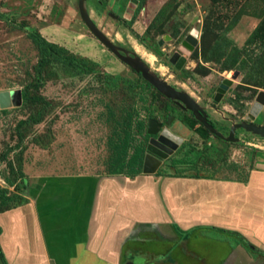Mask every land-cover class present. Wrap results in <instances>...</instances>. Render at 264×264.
Returning <instances> with one entry per match:
<instances>
[{
  "label": "rangeland",
  "instance_id": "374dc122",
  "mask_svg": "<svg viewBox=\"0 0 264 264\" xmlns=\"http://www.w3.org/2000/svg\"><path fill=\"white\" fill-rule=\"evenodd\" d=\"M86 6L115 44L139 55L154 73L201 105H212L216 88L239 70L232 90L208 109L224 135L231 120H245L264 91V0H86ZM193 29L199 31V43L190 51L181 42ZM36 30L70 54L93 61L91 72L75 75L61 63H43L28 37ZM177 50L187 57L182 69L170 61ZM142 77L90 31L79 0H0V91L27 90L30 97L0 110V213L26 206L40 211L75 176H109L111 139L123 133L134 105L140 111L139 117L133 115L132 128L138 140L144 139L139 119L148 122L153 115L163 121L168 113L176 119L171 131L183 139L163 161L161 175L154 174L158 178L246 179L264 163V137L245 130H238V142L202 135L199 120ZM34 116L41 117L40 123L19 124ZM259 120L264 122V111ZM173 231L167 225L136 224L122 259L98 264H125L135 256L138 264H206L202 258L224 249L221 235L201 238L194 247L186 240L182 245L167 241L175 239ZM1 246L0 241V264H8ZM11 257L13 264H24L21 256Z\"/></svg>",
  "mask_w": 264,
  "mask_h": 264
},
{
  "label": "crops",
  "instance_id": "0c3cea01",
  "mask_svg": "<svg viewBox=\"0 0 264 264\" xmlns=\"http://www.w3.org/2000/svg\"><path fill=\"white\" fill-rule=\"evenodd\" d=\"M62 190L40 211L26 206L0 213L8 264L11 256L24 264L120 261L130 231L148 223L171 226L175 239L163 241L179 245L186 240L196 247L201 238L221 235L224 249L202 258L206 264H264V163L246 179L80 175Z\"/></svg>",
  "mask_w": 264,
  "mask_h": 264
},
{
  "label": "water",
  "instance_id": "95a60500",
  "mask_svg": "<svg viewBox=\"0 0 264 264\" xmlns=\"http://www.w3.org/2000/svg\"><path fill=\"white\" fill-rule=\"evenodd\" d=\"M137 2V0H135ZM80 15L90 29V31L115 55H117L123 62L127 63L137 73H140L144 79L150 82L159 92L165 95L167 98L181 104L185 109L191 110L196 118L207 128L210 132L226 141L237 142L239 138L235 136V132L238 128H244L246 131L253 134L264 137V126L257 123H250L247 121L233 124L229 136L224 135L219 131L208 118L206 111L200 106L197 100L187 91L178 90L166 80L162 79L159 75L154 73L150 66L136 53L129 54V52L115 44L92 20L89 11L87 10L86 0H79ZM199 31L193 29L188 36V40L192 39L193 45H197ZM167 39H170L168 35ZM193 48V46H191ZM179 53H176L171 62L176 65L178 69H182L186 61L185 56H181L179 62H176V57H179ZM240 71L236 70L232 79L226 78L222 82L214 95L216 102H220L224 97L227 90L233 84V80L237 79L240 75ZM23 102L22 90H2L0 91V110L7 109L13 105L19 106ZM264 109V91H261L257 96L253 107L251 108L249 118L255 120ZM175 119L174 115L169 116V120L166 122V126L163 128L164 123L156 118H151L148 122L147 133L152 136V139L148 146V153L145 155L143 163L144 174H156L163 164L165 159H168L174 151L182 144V137L171 131L170 125ZM163 128V129H162ZM158 134V139L155 138ZM127 264H134V262H128Z\"/></svg>",
  "mask_w": 264,
  "mask_h": 264
},
{
  "label": "trees",
  "instance_id": "16d2710c",
  "mask_svg": "<svg viewBox=\"0 0 264 264\" xmlns=\"http://www.w3.org/2000/svg\"><path fill=\"white\" fill-rule=\"evenodd\" d=\"M29 39L37 46L39 52L41 54V61L43 63H61L68 72H71L75 75L79 74H88L92 70V62L91 60L85 57H76L69 53V50L65 46H61L58 43L48 40L44 37L39 31H31L28 34ZM142 76L140 73H138ZM143 78V77H142ZM148 86L154 87L150 82L143 78ZM155 88V87H154ZM156 89V88H155ZM157 90V89H156ZM157 92L164 96L161 92L157 90ZM23 102L24 100H28L30 97L28 95L27 90H22ZM35 100H42V97H35ZM169 100V98H167ZM6 110V109H5ZM133 115L135 117H139L140 111L135 108V105L132 107ZM133 115L130 117L129 122L126 127L123 129L122 134H115V138L111 139L112 146V163L110 167V175H127L131 177H135L143 173V163L145 158V153L147 150V140L149 134L147 133L148 122L144 121V119H139L137 121L138 131L140 133H144V139L138 140L133 133ZM156 118L153 115L150 116L149 119ZM148 119V121H149ZM41 117H31L29 120L20 121V125L27 123H40ZM201 134L207 136L208 134H212L209 129L205 126H202ZM158 175H161L159 172ZM170 177H187L181 175H167ZM199 177V176H195ZM0 227V231H1ZM179 231V230H178ZM2 232V231H1ZM0 232V234H1ZM229 234L239 235L238 233L231 231H224ZM239 238L243 240V237L239 235ZM2 257L4 258V253H2Z\"/></svg>",
  "mask_w": 264,
  "mask_h": 264
},
{
  "label": "flooded vegetation",
  "instance_id": "af4514ba",
  "mask_svg": "<svg viewBox=\"0 0 264 264\" xmlns=\"http://www.w3.org/2000/svg\"><path fill=\"white\" fill-rule=\"evenodd\" d=\"M192 32V31H191ZM191 34V33H190ZM190 34H188L187 36H186V38L181 42V46H183L184 48H187V49H189L190 51H194L195 50V48L197 47V45H193V42H192V39L191 40H188V36L190 35ZM172 39V37L170 38V40ZM198 39H199V36H198ZM163 40H160L159 41V44L160 45H162L163 44ZM199 43V42H198ZM191 46H193V48H191ZM176 53H179V57H176V62H179L180 61V59H181V56H185V54H183L181 51H174L173 53H172V56L170 57V61H171V58L176 54ZM186 57V56H185ZM186 63H187V57H186V61H185V63H184V65H183V68L185 67V65H186ZM176 66V65H175ZM221 84L222 83H220V85L216 88V90L214 91V93L212 94V98H213V104L212 105H209V106H207V105H201L200 103H199V101H197L199 104H200V106L206 111V113L208 114V118H209V121L215 126V124H214V122H213V120H212V118H211V115H210V112H209V108H214L215 107V105L217 104V103H219V102H216L215 101V99H214V95H215V93L217 92V90H218V88L221 86ZM232 86H233V84L230 86V88H229V90H227V92L225 93V95H224V97L226 96V94L228 93V92H230L231 90H232ZM224 97L222 98V100L224 99ZM257 100V97H256V99L252 102V104H251V106H250V108H249V110H248V112H247V115H246V118H245V120H242V121H240V122H244V121H247V122H252V123H257V124H259V125H263L264 126V122H260V117L262 116V113L259 115V116H257L256 117V119L255 120H253V119H250L249 118V114H250V111H251V108L253 107V105H254V103H255V101ZM169 101L173 104V105H176L179 109H181L182 111H184V112H187V113H190L191 115H192V117L193 118H195V119H197L196 118V116L193 114V112L191 111V110H188V109H185L181 104H179V103H177V102H175V101H173L172 99H170L169 98ZM263 111H264V109H263ZM170 115H173V114H171V113H168L167 114V116H166V118L162 121L163 123H164V125H163V128L166 126V122L169 120V116ZM175 116V115H174ZM150 120V119H149ZM175 120L176 119H174L173 121H172V124L171 125H173V123L175 122ZM198 120V119H197ZM230 120V119H229ZM161 121V120H160ZM232 121V125L230 126V129H229V132H228V134L226 135V136H229L230 135V132H231V128H232V126H233V124H237V123H240V122H237V121H233V120H231ZM149 122V121H148ZM199 123V126H204L201 122H198ZM171 125H170V127H171ZM216 127V126H215ZM162 128V129H163ZM219 130V129H218ZM238 130H245L244 128H238L237 130H236V132H235V136L237 137V138H239L238 136H237V133H238ZM220 131V130H219ZM246 131V130H245ZM247 132H249V131H247ZM249 133H252V132H249ZM159 135L160 134H158L157 136H155V138L156 139H158V137H159ZM256 135V134H255ZM218 137V136H217ZM151 139H152V136L151 135H149V137H148V140H147V144H146V146H147V150H146V153H145V155L149 152L148 151V146H149V143H150V141H151ZM223 139V138H222ZM225 140V139H224ZM239 140H240V138H239ZM238 142V141H237ZM181 146V145H180ZM179 146V147H180ZM179 147L174 151V153L175 152H177V150L179 149ZM173 155V154H172ZM133 258H135V259H130V260H128V261H126V263L125 264H127L128 262H134V264H138V260H140V257H133ZM133 260H136V261H133Z\"/></svg>",
  "mask_w": 264,
  "mask_h": 264
}]
</instances>
